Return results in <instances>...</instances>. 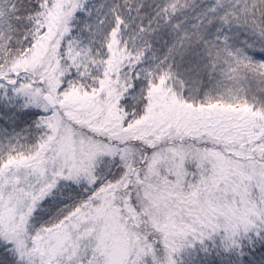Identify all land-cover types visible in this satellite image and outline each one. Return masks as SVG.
Returning <instances> with one entry per match:
<instances>
[{
	"label": "snow or ice",
	"instance_id": "6c2138e0",
	"mask_svg": "<svg viewBox=\"0 0 264 264\" xmlns=\"http://www.w3.org/2000/svg\"><path fill=\"white\" fill-rule=\"evenodd\" d=\"M0 264H264V0H0Z\"/></svg>",
	"mask_w": 264,
	"mask_h": 264
}]
</instances>
